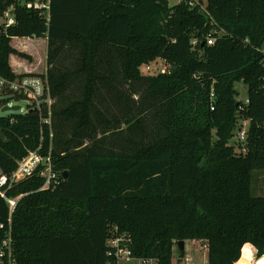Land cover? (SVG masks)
<instances>
[{"label":"trees","instance_id":"1","mask_svg":"<svg viewBox=\"0 0 264 264\" xmlns=\"http://www.w3.org/2000/svg\"><path fill=\"white\" fill-rule=\"evenodd\" d=\"M6 1L0 19L10 10L16 23L0 24V74L46 76L56 102L51 125L37 109L0 115V170L41 147L62 178L41 190L38 170L7 189L21 196L12 214L0 195V245L11 232L16 264H107L115 226L157 264H179L181 240L205 247L208 264H264V196L252 193L264 169V0H50L49 20L27 8L35 0ZM39 42L45 63L30 50ZM157 59L170 70L143 75Z\"/></svg>","mask_w":264,"mask_h":264},{"label":"built area","instance_id":"2","mask_svg":"<svg viewBox=\"0 0 264 264\" xmlns=\"http://www.w3.org/2000/svg\"><path fill=\"white\" fill-rule=\"evenodd\" d=\"M200 1L190 0L191 5L198 4ZM27 8H34L41 10L42 13L48 18L50 17V0H35L34 2L26 3ZM4 23L7 26H11L16 23L10 10L6 11L3 18ZM214 38H209L208 43L213 44ZM155 64L157 67H153ZM150 75H157L160 73H166L170 70L169 64L163 59H157L156 61L144 65ZM0 97L6 99V104L9 105V101H25L26 110L22 112L21 109L18 112L27 113L31 109H37L44 111L46 116L43 119L44 122L51 125L52 110L54 105V98L51 93L48 78L46 76H24L15 79H9L0 74ZM242 105L250 103L247 97L244 101H241ZM3 106V107H4ZM10 106V105H9ZM212 109H214L212 105ZM250 121L248 119H240L235 131V145L244 146L242 152L245 153V144L247 141V135L249 131ZM40 171V175L44 178V184L41 190L54 189L61 185L62 178L53 168V159L51 152L44 155L41 153V147L38 150L30 151L25 157L18 160L17 168L11 175L0 174V195L4 197L10 205L11 214L14 212L16 205L21 198H8L6 196L7 189H10L16 183L32 176L37 171ZM11 220V218H10ZM131 238L128 233L120 232L119 228L115 226L111 235L107 241V264H157V260L154 258H144L135 256L131 247ZM184 261L185 264H190L191 257H183L179 259V264ZM0 264H16L13 252V241L11 232L2 241L0 245Z\"/></svg>","mask_w":264,"mask_h":264},{"label":"rangeland","instance_id":"3","mask_svg":"<svg viewBox=\"0 0 264 264\" xmlns=\"http://www.w3.org/2000/svg\"><path fill=\"white\" fill-rule=\"evenodd\" d=\"M182 0H169V5L174 6L176 4H179ZM201 1L203 5L207 2V0H197ZM3 19H0V24H3ZM13 43H16V41H13ZM31 45V44H30ZM30 50L32 51V55H34L35 60L37 63H42L44 61L45 63V55H46V47L44 42H39L36 46L31 45ZM62 60H65V56L62 57ZM66 64L70 65L69 61H66ZM153 67H157L155 64L152 65ZM39 70L44 69V65L37 66ZM19 71V70H17ZM141 71L143 75H150V73L147 72L144 66L141 67ZM235 88L240 92L238 100L244 101L247 98V86L244 82H237L235 84ZM70 97H78L79 96V89H77L74 84L72 85V89L70 91ZM138 96H135L137 98ZM55 98V97H54ZM56 102V98H55ZM9 105H21L22 106V112L26 110V102L25 101H9ZM8 105V106H9ZM0 108V115H9L14 111H5L3 112ZM1 174V170H0ZM252 193L255 196H264V169L262 170H255L252 173ZM181 255L179 253V250L177 246L174 248V256L173 261L178 262ZM183 257H191L190 264H208V252L205 247H202L200 245L194 246L192 244V241L188 240L186 241L185 246V252ZM181 264H185L184 261L181 262Z\"/></svg>","mask_w":264,"mask_h":264},{"label":"water","instance_id":"4","mask_svg":"<svg viewBox=\"0 0 264 264\" xmlns=\"http://www.w3.org/2000/svg\"><path fill=\"white\" fill-rule=\"evenodd\" d=\"M16 0H7L6 1V6L11 8L16 4ZM21 109V105H13V106H4L2 107V111H14V112H18ZM0 139H2L4 142L8 141V138L6 137V135L3 133L2 130H0ZM64 177H67V174H64ZM185 246H186V241L185 240H181L177 242V248L180 252V255H184L185 252ZM128 264H133L132 262L128 263Z\"/></svg>","mask_w":264,"mask_h":264},{"label":"crops","instance_id":"5","mask_svg":"<svg viewBox=\"0 0 264 264\" xmlns=\"http://www.w3.org/2000/svg\"><path fill=\"white\" fill-rule=\"evenodd\" d=\"M12 65H13V67L20 68V69H24V70L29 69V67L25 63H23L22 61L19 62V63H17L15 61V59H12Z\"/></svg>","mask_w":264,"mask_h":264}]
</instances>
